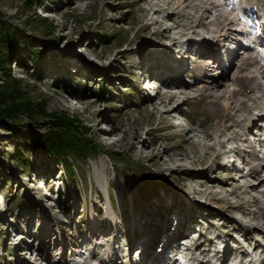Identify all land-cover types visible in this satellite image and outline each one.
Instances as JSON below:
<instances>
[{
  "label": "rangeland",
  "instance_id": "obj_1",
  "mask_svg": "<svg viewBox=\"0 0 264 264\" xmlns=\"http://www.w3.org/2000/svg\"><path fill=\"white\" fill-rule=\"evenodd\" d=\"M168 4V0H0V17L48 51L39 73L26 50L12 49L6 64L12 81L8 84L0 71V85L17 97L25 95L32 103L42 104L48 116L54 117L38 113L31 120L20 115L15 119L17 134L10 131L9 121H0V264H17L18 257L25 264H76L75 255L82 256L81 250L82 261L96 264L115 247L129 260V244L134 234L142 237V226L149 234L141 249L143 258L165 261L163 253L180 227L158 237L167 208H173L170 215L175 223L176 218L184 222L192 211L186 234L197 227L205 235H195L204 242L198 259L212 257L215 247L223 246L213 242L211 237L216 236L226 238L233 251L242 247L251 253L244 264H264V196L260 191L244 192L245 186L258 179L236 183L232 177L236 171H228L222 161L231 154L228 140L242 143L244 132L239 127L230 130V123L216 120L196 92L167 103L171 93H167L164 76L178 73L163 64L164 55L171 52L176 67L182 59L192 70L201 61L203 49L201 44L187 57L176 54L186 44L177 51L170 44L188 32V24L173 16L174 7ZM156 9L160 14L153 16ZM224 9L230 11V6ZM153 20L160 24L147 28ZM167 28L172 32H164ZM199 31L205 34L204 29ZM184 80L195 82L192 76ZM143 82L149 84L143 86ZM150 90L153 95L146 94ZM178 104L182 107L176 120L164 114ZM68 120H77L76 125ZM75 126L95 143L96 152L86 154L85 159L69 158L76 175L73 181L60 162L37 153L26 138L29 131L42 135L49 129L76 134L71 130ZM18 154L23 162L16 158ZM248 157L251 168L255 159L252 154ZM215 178L228 187L209 183ZM138 218L140 224L135 223ZM197 218L200 222L193 221ZM99 219L129 231L125 236L117 234L110 247L90 256L86 250L103 243L97 231L88 235L89 227H96ZM205 220L208 224L203 225ZM151 222L155 226L149 231ZM134 224L140 227L133 230ZM104 231L107 226L98 230ZM79 233L89 242L83 248ZM31 252L43 257L25 260ZM234 252L231 262L244 258Z\"/></svg>",
  "mask_w": 264,
  "mask_h": 264
},
{
  "label": "bare ground",
  "instance_id": "obj_2",
  "mask_svg": "<svg viewBox=\"0 0 264 264\" xmlns=\"http://www.w3.org/2000/svg\"><path fill=\"white\" fill-rule=\"evenodd\" d=\"M168 1V5H173L174 7L172 15L184 18L188 24V29H186L188 32L182 33L179 37L173 38L174 41L170 44V46L175 48L174 50L176 51L180 49L183 44H186V48H184V50L177 51L176 54L179 57H181V55L187 57L195 47L200 46L201 44L203 45H201L203 49H201L199 54L201 61L199 64L197 62L196 67L192 70L186 68L188 67V64H182V59H180V64L176 67L174 62L171 60L173 56L171 52L164 55L166 60L163 64H165V66L169 69L171 67L174 73H178L177 76H169L166 74L164 76L167 93H171L169 101L167 102L168 105L173 103V101L175 102L178 97L186 95L189 91L196 92L200 99L206 102V105L216 120L223 123H230V130L237 127L242 129L244 134L240 137V141H242L246 147L255 143L262 146L263 139L261 136L264 135V105H262V101L264 100V83L262 84L260 81H264V45L258 41V36L254 32H251L250 28L253 23L261 29L264 28V0ZM225 5L230 6V11H225ZM157 14H160V10L156 9L153 12V16ZM158 24H160V22L153 20L147 24V28ZM199 29L205 30V34L203 35L207 37L209 36L210 38L208 39L211 40L210 42H208L209 40L206 42L207 39L199 33ZM164 32H172V30L167 28ZM260 36L262 37L261 41L264 42L263 32ZM163 49H166V47ZM219 49H224L226 51H224L223 55H221ZM170 70L168 74L172 73ZM231 71L233 72V75ZM188 76H192L194 78L195 82L193 85L186 83L184 80V78ZM147 84L143 82V86H147ZM197 86L199 88H197ZM157 96L158 95H156L155 98ZM243 96L245 98L244 100L241 99ZM180 106L181 105L178 104L170 110L165 111L164 114L172 116L171 119L176 120L175 114H177L179 109L182 107ZM245 125L246 127L244 128ZM252 126L256 128L254 132L251 130ZM172 128H177V125L173 124ZM190 132L191 130H186L185 134L188 135ZM249 135L253 136L251 140ZM225 143L226 142L224 141L221 144L225 146ZM252 155L255 159L257 158L258 155L256 154V149L252 151ZM222 168H224V166L221 167V169ZM228 171H235V168L231 169L229 167ZM253 178L258 179V181L256 180V183L245 186L246 189L244 192H249L250 190L256 192L260 191L264 196V165L260 166L258 162L256 166L251 167L250 172L246 175L243 173L238 179H236L238 180L236 183H239L240 180L243 182H249L250 179ZM209 180V183L211 184L220 185L224 188L228 187V183H222L216 178ZM39 182L40 180L37 181V183ZM150 204L152 205V203ZM110 206L114 212L115 210L114 207H112L113 205L111 202ZM171 209L167 208V213H169L165 216L164 222L162 223L163 227L160 228L158 237L161 238L168 231H171L172 233V231L175 230V227H180L178 229L179 231L177 230L178 232L176 233V236L170 239L171 241L163 253L165 256V264H169L172 254H175L176 256L174 264H178V259L183 257L186 258V261L189 262V264H212L214 261L219 260H222L223 264L231 263V258L235 252L229 249L226 253H224V245L216 246L215 254L212 257L208 256L207 258L206 256V258H204L205 260L198 259L196 255L199 251L202 252L204 242L199 243L201 238L195 237V231H191L189 235L186 234L187 223L191 221L192 217H186L184 222H182L180 218H176L175 223L170 215ZM198 210L200 211L201 209ZM190 212L191 216L193 213L192 211ZM139 220L140 219L138 218L135 223L140 224ZM199 220L200 219L197 218L193 221L200 222ZM206 223L208 224V221L206 220L205 223L202 222L203 225ZM136 224L132 226L133 230H135L136 227H140V225L136 226ZM104 226L108 227V231H104V233L98 232V230L104 228ZM153 226L155 225L151 222V224L148 225V228H146L149 230ZM96 231L97 238L102 239L103 243L100 246H94L92 250L87 249L86 254H89L90 256H92L97 249L101 251L106 245H109L110 247L112 240L118 239L116 236L117 234L125 236L128 234L129 229L126 230L122 225L114 227V225H108L106 222H102V220L99 219V223L96 227H89L88 235H91ZM139 232H141L142 237L137 239V235L134 234V237L131 239L129 244V260H126V258L122 255L123 252L121 248L117 249L115 247L110 256H108V254L104 259L100 258L99 260L97 256L96 259L98 262H96V264H157L159 260L155 259L154 256L145 258L138 263L134 262L132 253L137 250L140 251V249L145 247L147 243L146 234H148V231H146L144 226H142V229L140 228ZM78 237L79 239L84 238L80 235V233L78 234ZM110 237L112 238L108 239ZM160 238H158V240ZM88 243L89 242L86 238H84L80 248L87 246ZM91 244L93 245V241L90 242V245ZM83 252L84 251L81 250L82 256L75 255V257L78 258V260H76V264H91L92 261L85 262L81 260L84 258ZM119 252L121 253L119 254ZM115 253L119 256L115 257ZM33 254L34 253L32 252L27 253L28 256L27 258L25 257V260L30 261V258L32 257H43L41 254H35V256ZM93 261L95 262V260ZM16 263L25 264L24 260L20 257L16 259ZM57 264L70 263L58 262Z\"/></svg>",
  "mask_w": 264,
  "mask_h": 264
},
{
  "label": "trees",
  "instance_id": "obj_3",
  "mask_svg": "<svg viewBox=\"0 0 264 264\" xmlns=\"http://www.w3.org/2000/svg\"><path fill=\"white\" fill-rule=\"evenodd\" d=\"M35 44L36 43L29 35L0 17V50L4 51L2 56H0V71L6 76L8 84L11 83L12 78L8 75L6 64L9 62L11 51L14 48L26 50L30 54L31 62L36 66L37 72L42 73L40 67L41 61L45 59L48 51L45 46L38 47ZM19 97L3 89L0 85V121H9L8 127L13 134L20 132L19 128L16 127L18 124L15 121L20 115L33 120L32 118L40 113V115L44 117L46 116L54 119L53 116H48L42 104L32 103L25 95H20ZM55 118V120H57V117ZM68 121L72 125H76L77 122V120ZM73 129L76 130V134H56L49 129L42 135H36L29 131L26 141L37 153H41L47 158L60 162L62 166H64L65 172H67L71 180L74 181L76 177L75 170L74 166L69 162V158L74 157V159L79 160L85 159L86 154L96 152V146L90 138L84 137V135L78 131L77 126L71 128V130ZM16 158L23 162V157L20 154L16 155Z\"/></svg>",
  "mask_w": 264,
  "mask_h": 264
}]
</instances>
